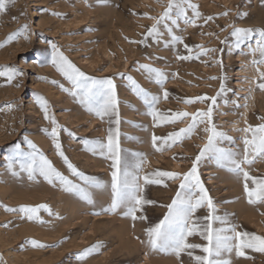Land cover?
<instances>
[{
    "label": "rangeland",
    "instance_id": "1",
    "mask_svg": "<svg viewBox=\"0 0 264 264\" xmlns=\"http://www.w3.org/2000/svg\"><path fill=\"white\" fill-rule=\"evenodd\" d=\"M191 2L199 6L202 19L196 23L200 26L186 25L181 19L174 33L193 48V56L200 51L197 45L205 50L216 49L191 60L177 58L189 53L183 44H173L166 33L159 42L151 37L144 42L146 29L155 23L147 17L158 18L168 0H105L104 3L99 0H16L14 6L0 13V44L28 26L26 32L0 48V68L14 66L24 73L11 84L0 77V256L6 264H181L174 255L153 252L141 242L146 240L145 228L158 223L167 213L165 206L175 197L181 181L157 178L167 187L163 184L145 186L143 177L157 170L181 174L189 171L195 156L207 142L204 128L208 125L200 124L190 139L170 149L165 146L164 150L156 151L152 146L153 134L167 137L186 128L191 120L185 118L174 124L159 122V126H154L148 106L132 92L127 77L131 76L150 95L160 96L157 109L168 115L207 111L212 106L210 100L191 105L184 101L198 96L216 97V104L212 106L213 123L232 138V143L225 141L220 146L236 152L243 151L242 141L246 135L250 137L240 129L264 123L260 119L264 117V92L256 88L259 74L252 64L253 57L248 54L246 45L243 46L244 54L234 47L229 26L264 28V0ZM224 12L228 15H223ZM188 15L192 16L191 10ZM209 16L214 19L205 23L203 18ZM52 43L86 75L95 79L111 78L116 85L120 123L111 127L119 132L121 169L127 166L130 172L138 173L139 183L144 187L143 195L155 201V204L144 205L143 214L147 220L135 221V227L123 211L115 214L102 211L111 203L112 161L87 151L82 141L106 143L110 127L108 118L101 121L60 90V84L68 88L71 85L50 62ZM140 64L164 72L167 80L163 87L154 79L150 80L145 71L137 70ZM53 80L56 84L51 83ZM222 83L225 91L217 96ZM165 90L169 93L167 100L162 98ZM37 96L48 101L49 115L60 126L59 140L65 155L85 175L105 185L102 189H90L93 205L59 187L53 188L42 177L35 182L29 181L26 173L13 176L8 170L5 158L16 144L28 151L24 143L27 138L59 171L83 186L82 181L68 172L45 133L44 129L50 132L53 125L44 119L35 102ZM70 132L75 139L69 136ZM141 159L144 163L137 169L135 166ZM245 168L254 177H264V160L258 159L250 168ZM14 170L19 171L18 164ZM198 171L213 200L215 215L227 214L230 223L239 226L238 231L264 236V204L248 203L242 177L218 168L210 160L202 161ZM41 204L48 205L58 215L50 216L39 209L37 214L44 221L41 224L28 221L22 214L7 212L3 207L18 209ZM96 212L101 214L95 215ZM208 212L205 206L195 215L205 217ZM219 227L222 225L213 222L214 229ZM31 240L46 247L34 248L28 243ZM189 242L207 243L199 235L189 237ZM97 244L101 245L98 252L83 260L77 259L84 250ZM245 253L247 258L236 257L233 252L232 264H264V253L252 249H245ZM195 254L201 253L196 250ZM181 260L183 264H194L186 254Z\"/></svg>",
    "mask_w": 264,
    "mask_h": 264
},
{
    "label": "snow or ice",
    "instance_id": "2",
    "mask_svg": "<svg viewBox=\"0 0 264 264\" xmlns=\"http://www.w3.org/2000/svg\"><path fill=\"white\" fill-rule=\"evenodd\" d=\"M104 3L105 0H99ZM16 0H0V13H4L9 6H14ZM198 5L191 0H168V3L163 13L158 17H147L154 19L155 23L146 29L144 42L149 37L159 42L160 38L166 33L173 44H183L189 55H178L180 60L199 59L200 56L206 55L208 51L215 52L216 49H203L202 45H197L196 48L200 51L195 55H191L193 48L184 44L183 39L174 33V28L178 27L179 21L182 19L184 24L193 27H199L196 21L202 19V14L198 10ZM191 10L192 16L189 17L188 11ZM53 15H59L53 13ZM223 15H228L224 12ZM205 23L214 19L209 16L203 18ZM232 28L230 36L234 39V47L241 50L246 45L253 59L252 64L256 66V71L259 74V81L256 83V88L264 92V71H261V66L264 65V28H242L235 25H229ZM27 25L17 33L7 37L5 44H0V48L6 46L16 39L18 35H22L27 31ZM163 28L164 31H161ZM223 31V29H222ZM136 43L135 41H129ZM225 43V41H221ZM167 46V45H166ZM52 56L51 64L55 70L71 85V88L60 84V90L73 97L75 102L80 104L87 112L94 114L98 119L104 121L108 118L110 127L107 131V142L100 140H83L82 143L87 151L93 154L99 153L105 158L112 161L111 167V203L108 207L102 209L105 214H115L118 211H123L125 217L133 221H146L147 217L143 214L144 205L155 204V201L147 199L144 195V187L140 185V176L136 172H130L125 166L121 169V149L118 143V129L114 131L112 124L119 125V100L116 91V85L111 78L95 79L86 75L83 71L76 67L57 47L55 43L51 44ZM257 53L259 56L257 57ZM137 70H143L148 75L150 80L154 79L157 85L163 87L167 77L161 70L151 67L147 64H140ZM24 73L14 66H4L0 68V77L6 79L7 83L11 84L18 76H23ZM44 79V78H41ZM215 79V77H213ZM131 85L132 92L141 98L148 106L150 115L154 121V126H159V122L174 124L178 121H183L189 118L191 123L186 128H181L179 131L168 134L167 137H158L155 134L152 136V146L156 151H162L165 146L170 149L184 139H190L200 124L207 123L204 131L208 134L207 142L200 149L199 153L192 161V166L189 171L181 174L171 171H154L149 175H145L144 185L148 184H164L162 179L166 178L170 181H181L175 197L171 203L166 205L167 213L159 220L158 223L145 228L146 240L141 241L146 243L149 249L153 252L174 255L177 260L181 261V256L186 254L194 264H232L231 256L233 252L236 257H246L245 249L264 253V236L255 235L246 231H238V225L231 224L227 214L224 216L215 215V206L213 200L208 194L200 175L199 166L204 160H210L215 163L218 168L226 169L237 177L243 178V188L247 196V201L250 205L264 204V177H254L246 170L258 160H264V123L257 126L248 125L240 129L249 136L243 139V151L236 152L230 148H225L222 145L225 141L232 143V138L227 133L220 131L213 123V107L216 104V97L198 96L195 99H187L184 103L191 105L196 102H204L210 100L211 105L207 111H197L195 113L175 112L170 115L161 113L157 109L161 97L150 95L145 91L131 76L127 77ZM56 84V81H51ZM225 91L223 83L221 84L219 96ZM169 93L165 90L162 98L167 100ZM36 104L44 114V119L49 120L53 125L51 131L44 129L45 133L51 138L55 147L56 154L60 157L63 164L72 177H75L81 183L69 179L59 171L53 163L39 151L37 146L25 138L24 143L27 144L28 151L22 150L19 144L13 146L12 153L6 157L7 168L13 176H19L20 173H26L29 181H37L38 177H42L43 181L53 188L59 187L66 193H71L77 196L80 200L88 205H93V195L90 189H102L105 185L95 177L87 176L80 171L65 155L62 144L59 140V128L56 119L49 115L48 101L41 96L36 97ZM9 107H11L9 105ZM247 107V105H245ZM264 120V117H260ZM75 139L73 133H69ZM158 142H161L158 144ZM133 155H138L133 153ZM144 160L141 159L136 164V168L142 167ZM19 165V171H15V166ZM155 177V178H154ZM250 182V183H249ZM2 206V205H0ZM207 207L209 212L205 217L196 216L198 209ZM5 211L22 214L23 218L28 221H36L41 224L43 220L38 216L39 209H44L50 216L58 215L54 213L46 204H41L36 207L21 206L17 208H8L3 206ZM140 213V215H137ZM100 215V212L94 213ZM203 221H208L204 224ZM213 222H218L222 227L213 228ZM199 235L201 239L207 241L201 245L189 242V237ZM34 248H44L46 245L35 240L28 241ZM101 245H94L81 254L77 259L83 260L90 254L98 252ZM199 250L201 254H195ZM0 264H6L3 256H0Z\"/></svg>",
    "mask_w": 264,
    "mask_h": 264
},
{
    "label": "bare ground",
    "instance_id": "3",
    "mask_svg": "<svg viewBox=\"0 0 264 264\" xmlns=\"http://www.w3.org/2000/svg\"><path fill=\"white\" fill-rule=\"evenodd\" d=\"M262 13L264 14V12H262ZM262 13H261V14H262ZM164 264H168V263H164Z\"/></svg>",
    "mask_w": 264,
    "mask_h": 264
}]
</instances>
